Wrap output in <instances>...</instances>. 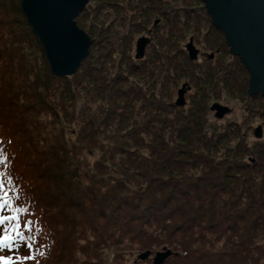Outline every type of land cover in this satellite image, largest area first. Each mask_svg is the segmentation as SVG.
<instances>
[{
  "label": "trees",
  "instance_id": "obj_1",
  "mask_svg": "<svg viewBox=\"0 0 264 264\" xmlns=\"http://www.w3.org/2000/svg\"><path fill=\"white\" fill-rule=\"evenodd\" d=\"M93 2L74 19L88 20V52L62 78L21 0H0V264H98L103 248L141 264L136 252L162 247L177 253L162 264H264V98L239 84L242 61L211 43L221 30L201 0ZM180 82L195 91L178 106ZM224 93L239 119L209 110Z\"/></svg>",
  "mask_w": 264,
  "mask_h": 264
},
{
  "label": "water",
  "instance_id": "obj_2",
  "mask_svg": "<svg viewBox=\"0 0 264 264\" xmlns=\"http://www.w3.org/2000/svg\"><path fill=\"white\" fill-rule=\"evenodd\" d=\"M88 0H21L20 6L28 24L38 36L51 71L65 76L75 72L86 56L89 36L76 25L75 17ZM213 24L221 29L230 46V53L238 55L249 72L248 91L259 88L264 92V0H201ZM149 39L141 36L136 42V54L142 55ZM193 58L197 49L187 45ZM189 89L183 83L177 91L176 105L185 103L184 93ZM217 118L230 112V108L217 101L210 105ZM262 135L261 125L254 128V136ZM149 251L140 253L146 259ZM163 248L155 253L153 264H161L171 254Z\"/></svg>",
  "mask_w": 264,
  "mask_h": 264
},
{
  "label": "rangeland",
  "instance_id": "obj_3",
  "mask_svg": "<svg viewBox=\"0 0 264 264\" xmlns=\"http://www.w3.org/2000/svg\"><path fill=\"white\" fill-rule=\"evenodd\" d=\"M90 3L92 4V3H94L93 2V0H88L87 1V3H86V5H90ZM85 5V6H86ZM204 5V4H203ZM82 12V11H81ZM202 12V11H201ZM80 13V12H79ZM200 13V12H199ZM201 14V13H200ZM0 17H1V15H0ZM201 18H203L204 20H206V18H205V16H203L202 14H201ZM79 21H81V20H79ZM87 24H88V20H87V18H86V20L85 19H83L82 18V25H79L77 22H76V25L79 27V28H82L84 31H86L87 33H89L88 31H87ZM206 24L207 25H209L208 24V21L206 22ZM221 30V29H220ZM215 32H219V33H216L215 35L217 36V38L214 36V34H213V39L211 40V43H214L216 46H220L221 47V51L224 53V55L225 54H227V55H225L223 58H225V59H228V60H230L231 59V57H230V51H229V49H230V46L229 45H227V42H226V38H225V36H224V33H223V31L221 30V32L219 31V30H215ZM88 36H89V34H88ZM6 37H8V38H10L9 37V34H8V32H7V29H6V27L4 26L3 28L2 27H0V38H2V42L0 41V52L1 53H4L5 55H10L9 54V52H10V50H9V47H10V42H9V44L7 43V38ZM194 42V41H193ZM203 44H205V43H207L206 41H204V42H202ZM194 45H195V47L196 48H198L199 50H201V47H199L196 43H194ZM208 52V51H207ZM209 53V52H208ZM17 54V52H15V55ZM39 56V54L38 53H36L35 54V57H38ZM0 57H1V55H0ZM15 57L16 56H14V59H15ZM45 57H46V55H45ZM239 57V56H238ZM240 58V57H239ZM47 59V58H46ZM241 60V59H240ZM48 61V60H47ZM47 61L45 60V63H46V67H49L50 68V66H49V63H47ZM0 64L2 65V63L0 62ZM43 64H44V60H43ZM242 64H243V62H242ZM44 66V65H43ZM243 66H245L244 64H243ZM45 67V66H44ZM50 70H51V68H50ZM247 72H248V70H247ZM16 75V74H15ZM70 75V74H69ZM65 76H67V75H65ZM62 78H65L64 76H61ZM12 79V78H11ZM12 82H13V84H14V86L18 83V80H16V79H12L11 80V85H12ZM247 82V83H246ZM182 83L183 82H180L179 83V85H177V89H179L180 87H181V85H182ZM239 84L241 85V84H243V85H245L246 86V84H247V88H248V84H249V72H248V74H247V78L246 77H244V79L242 80L241 78H240V80H239ZM194 86H191L190 87V90H186V92H185V101L187 102V97L189 96H192V94L194 93V91H195V89L193 88ZM172 88V90H173V86L171 87ZM175 91H176V88H175V90H174V98H173V100H175L176 99V93H175ZM247 91V90H246ZM247 93V92H246ZM203 95H206V93H203ZM196 96V94H194V97ZM253 97H258L259 96V94H254V95H252ZM198 97V96H197ZM200 97V96H199ZM220 99H215V98H206V100H207V102H208V104H209V106H210V104H212L213 102H215V101H217V102H219V103H221V104H223V105H226V106H228L230 109H231V112L228 114V115H226V116H230L231 115V118H235L236 120L237 119H239L240 117H241V115H242V113L244 112V109L242 108L243 107V103L242 102H239V101H237L236 99H233V98H230V97H227V95L224 93L223 95L221 94V97H219ZM75 104H79V99L78 98H75ZM185 102V103H186ZM76 109H78V108H76ZM263 109H264V107H263ZM211 113H212V115H213V112L211 111ZM224 118V117H223ZM259 123H261L260 121H254L253 122V128L255 127V126H257V124H259ZM60 125V124H59ZM71 127V126H70ZM262 128H263V130H264V124H262ZM263 130H262V132H263ZM252 132H253V130H252ZM103 133H105L104 131H103ZM74 130H73V128H69V129H67V134H66V137H67V139L68 140H71L72 138H73V136H74ZM85 153V152H84ZM100 157V151L99 150H94V151H91L90 152V154L89 155H87V154H84V156H83V158H85V162H86V164H85V166L84 165H81V167H80V169H79V172H80V181H82L83 180V178L85 177V175L86 174H88V173H90V172H92L91 171V166L93 165V161H96L98 158ZM116 158H118V157H116ZM85 172H86V174H85ZM109 201H112L110 198H109ZM140 252H142V251H140ZM139 252H136L135 253V256H134V261L136 260V258H137V254H138ZM78 257H79V254L77 255ZM98 257H99V260H98V264H116L115 263V261L113 260V252H112V250L110 249L109 250V248H103L102 249V251L99 253V255H98ZM132 261L130 260V259H125V260H121V262H120V264H130ZM138 262H139V260H138ZM140 262H142L143 263V261H140ZM141 263V264H142ZM74 264H77V262H75Z\"/></svg>",
  "mask_w": 264,
  "mask_h": 264
},
{
  "label": "bare ground",
  "instance_id": "obj_4",
  "mask_svg": "<svg viewBox=\"0 0 264 264\" xmlns=\"http://www.w3.org/2000/svg\"><path fill=\"white\" fill-rule=\"evenodd\" d=\"M238 56V55H236ZM247 70V69H246ZM248 95H254V94H259V96H262L264 98V92L262 90H259V88L254 89L253 91H248L247 92ZM263 134V132H262ZM262 136V135H261Z\"/></svg>",
  "mask_w": 264,
  "mask_h": 264
}]
</instances>
